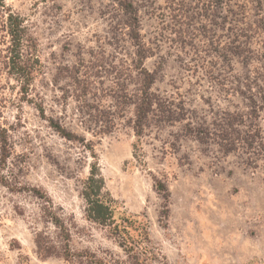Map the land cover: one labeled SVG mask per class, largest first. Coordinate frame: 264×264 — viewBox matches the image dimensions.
<instances>
[{"label": "rangeland", "instance_id": "1", "mask_svg": "<svg viewBox=\"0 0 264 264\" xmlns=\"http://www.w3.org/2000/svg\"><path fill=\"white\" fill-rule=\"evenodd\" d=\"M119 1L5 0L26 19L40 63L24 95L5 64L8 37L0 17V124L12 145L0 163V176L12 185L0 182V264H70L37 253L34 237L43 221L33 189L74 218V248L122 252L105 229L84 217L81 184L96 160L106 189L146 221L158 264H264L263 159L246 163L241 152L218 157L202 151L182 135L185 121L147 129L135 158L132 100L142 78ZM132 1L143 66L156 76L153 91L197 115L247 111V101L231 87L244 73L264 69V0ZM82 82L90 83L92 102L114 112L112 131L82 125ZM49 117L85 136L96 159L81 142L54 130ZM258 123L264 135V110ZM156 178L170 191L167 218Z\"/></svg>", "mask_w": 264, "mask_h": 264}, {"label": "trees", "instance_id": "2", "mask_svg": "<svg viewBox=\"0 0 264 264\" xmlns=\"http://www.w3.org/2000/svg\"><path fill=\"white\" fill-rule=\"evenodd\" d=\"M119 2L126 17L128 35L136 47L137 65L135 64V67L142 78V87L135 95V100H132L135 105L132 126L137 137L134 144L135 158L140 156L139 144L147 129L152 127L161 129L185 121L182 126V135L197 141L202 151L214 150L218 157L241 152L246 156V163L257 159L264 160V135L258 123L259 113L264 110V69L262 72L256 71L253 75L244 73L242 77L236 79V86L231 87L247 101L246 112L221 110L212 111L210 116L194 114L170 96L152 90L156 76L154 72L143 66L142 61L146 55L145 46L141 40L138 10L132 0ZM0 17H2V29L8 37L5 60L8 73L20 82L21 92L27 95L36 66L40 63L35 41L26 19L7 6L5 0H0ZM231 49L233 55L240 56L241 51ZM225 57L229 59V54L227 53ZM89 87V82H82L83 96L79 99L78 106L80 121L90 132H110L115 126L114 112L111 109L105 110L92 102L87 94ZM41 110L44 113L42 107ZM47 120L61 136L81 142L96 159L93 148L85 136H80L67 128L61 119L49 117ZM11 149L8 131L0 124V163L7 161L11 155ZM0 182L12 187L5 176H0ZM155 187L165 200L162 216L167 218L165 213L170 197L169 188L164 181L157 178ZM30 191L41 201L39 210L43 226L35 232L34 237L40 257L62 258L70 264H158L160 261L146 221L139 215L131 214L123 209L119 201L106 189L105 179L97 160L90 163V173L81 184L80 194L85 202L84 217L88 222L105 229L109 237L122 249L120 253L110 249L97 252L90 248H74L72 245V228L76 227L74 218L67 217L49 196L37 189Z\"/></svg>", "mask_w": 264, "mask_h": 264}]
</instances>
